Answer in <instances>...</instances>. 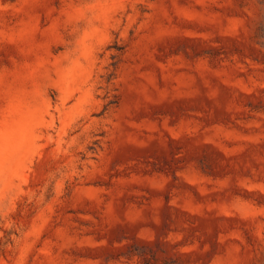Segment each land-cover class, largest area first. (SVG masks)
Segmentation results:
<instances>
[{
    "label": "rangeland",
    "instance_id": "1",
    "mask_svg": "<svg viewBox=\"0 0 264 264\" xmlns=\"http://www.w3.org/2000/svg\"><path fill=\"white\" fill-rule=\"evenodd\" d=\"M0 264H264V0H0Z\"/></svg>",
    "mask_w": 264,
    "mask_h": 264
}]
</instances>
